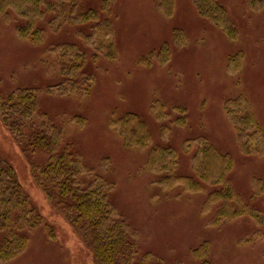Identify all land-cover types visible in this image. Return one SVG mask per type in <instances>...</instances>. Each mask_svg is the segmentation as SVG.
<instances>
[{
    "label": "rangeland",
    "instance_id": "rangeland-1",
    "mask_svg": "<svg viewBox=\"0 0 264 264\" xmlns=\"http://www.w3.org/2000/svg\"><path fill=\"white\" fill-rule=\"evenodd\" d=\"M218 1L227 10L233 38L203 18L192 0H174L172 16H165L156 0H116L114 39L99 35L98 46L103 42L105 47L98 59L80 36L90 32V24L62 19L52 25L46 17L38 25L46 36L36 44L18 36L20 20L0 16V96L20 88L37 90L41 111L64 127L72 151L109 185L118 214L138 232L140 255L151 253L163 264H264V2L254 10L247 0ZM101 5L102 0L80 3L84 10ZM177 30L185 35L183 45L176 41ZM112 40L116 55L110 59L106 55ZM64 43L81 48L83 69L93 76L86 96L47 91L63 79L51 49ZM231 62L236 65L230 67ZM240 98L248 103L263 136L254 139L258 149L250 154L243 152L237 126L225 109L228 101ZM128 114L137 115L147 127L140 133L150 138L144 147L126 146L111 126ZM75 117L79 124L72 122ZM201 137L230 156V188L257 215L214 223L223 202L206 203L223 186L199 182L193 162L197 142L184 149L187 140ZM156 148L175 151L176 176L193 178L204 190L160 184L165 174L148 168ZM0 156L13 166L43 219L28 234L26 250L5 264H94L84 231L72 226L39 185L35 166L47 164L49 155L20 142L1 116ZM3 239L0 232V243ZM204 243L210 246L209 255L198 258L194 251Z\"/></svg>",
    "mask_w": 264,
    "mask_h": 264
},
{
    "label": "trees",
    "instance_id": "trees-1",
    "mask_svg": "<svg viewBox=\"0 0 264 264\" xmlns=\"http://www.w3.org/2000/svg\"><path fill=\"white\" fill-rule=\"evenodd\" d=\"M81 1L0 0V16L9 22L20 20L16 27L18 36L36 44L42 43L46 36L45 29L38 26L46 17H49L52 25L58 24L62 19L69 24H90V32H80V36L86 45L96 51L93 58L98 59V52L105 47L103 42L98 46L99 35L105 38L114 37L111 16L116 0H102L99 10H84L80 6ZM192 1L203 18L222 29L230 38L234 37L227 10L218 0ZM247 1L254 10L264 2ZM156 5L165 16H172L174 0H156ZM102 13H106L108 17L104 18ZM175 33L176 41L183 45L181 38H185L184 33L180 30ZM114 41L108 44L109 54L106 56L110 59L116 55ZM51 53L61 69L63 79L48 87L47 91L64 95H88L91 91L89 84L94 79L83 69L81 48L77 44L64 43L55 45ZM232 62L229 63L230 67L236 65ZM157 107L160 106L157 104ZM225 109L237 126L243 152H254V149H258V143L254 144L253 141L260 137L261 130L248 103L242 98L230 100ZM0 116L4 125L19 137L20 142L27 141L33 152L43 151L49 155L47 164L35 166L39 185L50 201L62 207L72 226L76 230L84 231L94 254V264H163L151 253L140 255L138 232L118 214L107 191L109 185L105 184L95 169L85 164L80 154L72 151L65 141L64 127L54 124L41 111L36 89L20 88L6 97L0 96ZM79 120V117H75L72 122L79 124ZM111 126L121 135L126 146L144 147L149 143L150 138L146 133L140 134L147 127L137 115L128 114L112 121ZM196 142L198 149L193 162L199 182L223 186L222 191L211 192L206 203L209 206L223 202L214 223L223 219H236L246 213L257 215L230 188L229 174L233 167L230 156L222 154L203 137L187 140L184 149L189 150ZM261 154H264L263 151ZM176 165V152L165 148H156L148 161L151 172L165 174L160 181L164 187L171 189L180 185L193 192L204 190V184L195 179L176 176ZM213 168L217 170L213 172ZM42 223V216L33 209L15 169L0 156V232L4 235L0 243V264L8 263L23 253L29 242L28 234ZM209 248V244L204 243L194 254L198 258L207 257Z\"/></svg>",
    "mask_w": 264,
    "mask_h": 264
}]
</instances>
